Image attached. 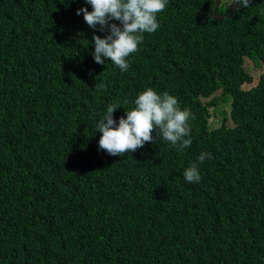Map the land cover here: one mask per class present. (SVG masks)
<instances>
[{
  "label": "trees",
  "instance_id": "16d2710c",
  "mask_svg": "<svg viewBox=\"0 0 264 264\" xmlns=\"http://www.w3.org/2000/svg\"><path fill=\"white\" fill-rule=\"evenodd\" d=\"M82 7L0 0V264H264V0L221 18L213 0H168L126 72L94 61L107 32ZM244 57L261 64L253 83ZM147 88L190 111L191 145L153 130L134 152L99 151L107 106L118 123Z\"/></svg>",
  "mask_w": 264,
  "mask_h": 264
},
{
  "label": "clouds",
  "instance_id": "9594fccd",
  "mask_svg": "<svg viewBox=\"0 0 264 264\" xmlns=\"http://www.w3.org/2000/svg\"><path fill=\"white\" fill-rule=\"evenodd\" d=\"M230 1H227L228 6ZM86 3L92 6V11L82 7L77 9V15L83 13L89 27L107 32L103 37L93 34L94 61L104 64L108 59L122 72H126L130 67L126 58L138 51L144 33L157 31L159 23L156 14L165 9L168 0H86ZM233 3L237 9L250 6V0H233ZM110 21H119V24ZM106 87L104 82L95 84L98 91ZM134 105L131 110H126V116H121L118 123L113 113L121 105L107 106L106 112L96 124V129L102 133L98 141L99 151L112 156L134 152L146 142L153 141V130L157 137L180 150L191 145V128L188 123L191 113L188 109L180 108L175 96L166 91L158 94L154 89L147 88L137 95ZM212 158L209 152L200 153L197 162L184 169L185 181L199 183L201 176L198 165Z\"/></svg>",
  "mask_w": 264,
  "mask_h": 264
},
{
  "label": "rangeland",
  "instance_id": "374dc122",
  "mask_svg": "<svg viewBox=\"0 0 264 264\" xmlns=\"http://www.w3.org/2000/svg\"><path fill=\"white\" fill-rule=\"evenodd\" d=\"M221 1H228V0H221ZM243 63H244V67L245 69H247L251 76H252V83L254 81L257 80V76L259 74V72L261 71V64L257 65L255 62H253L251 59L244 57L243 58ZM244 87L249 86L248 84H244ZM213 95L217 96V99L215 100V106L210 107V117H209V121L213 124L216 123V117H218V113H217V109H227V102H224L222 98L219 97V91H216L213 93ZM226 122L229 123V119H226Z\"/></svg>",
  "mask_w": 264,
  "mask_h": 264
},
{
  "label": "water",
  "instance_id": "95a60500",
  "mask_svg": "<svg viewBox=\"0 0 264 264\" xmlns=\"http://www.w3.org/2000/svg\"><path fill=\"white\" fill-rule=\"evenodd\" d=\"M218 2L219 0H213V7L211 10V15L214 18H221L222 16L228 17L231 14V12L234 10V8L236 7L235 3H233V0H231L225 12L215 13V9L217 7Z\"/></svg>",
  "mask_w": 264,
  "mask_h": 264
}]
</instances>
